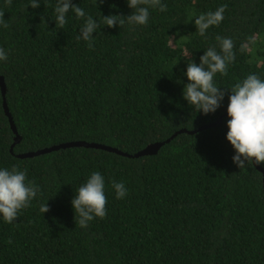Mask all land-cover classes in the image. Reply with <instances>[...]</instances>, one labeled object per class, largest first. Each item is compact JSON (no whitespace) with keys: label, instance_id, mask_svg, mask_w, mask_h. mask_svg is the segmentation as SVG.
I'll use <instances>...</instances> for the list:
<instances>
[{"label":"trees","instance_id":"trees-1","mask_svg":"<svg viewBox=\"0 0 264 264\" xmlns=\"http://www.w3.org/2000/svg\"><path fill=\"white\" fill-rule=\"evenodd\" d=\"M57 2L0 0V169L26 170L39 186L15 221L0 215V264H264V163L240 169L226 139L230 89L249 74L264 80V0H161L167 10L149 8L147 25L115 27L102 17L130 15L127 0H70L85 17L70 10L63 29ZM222 4L223 20L199 35L195 17ZM89 15L92 48L77 39ZM217 35L232 39L235 60L214 77L220 106L203 114L183 97L185 72L219 50ZM79 140L122 153L22 155ZM92 172L104 177L107 214L81 228L71 200ZM113 181L128 189L123 199Z\"/></svg>","mask_w":264,"mask_h":264},{"label":"clouds","instance_id":"clouds-1","mask_svg":"<svg viewBox=\"0 0 264 264\" xmlns=\"http://www.w3.org/2000/svg\"><path fill=\"white\" fill-rule=\"evenodd\" d=\"M102 2V0H101ZM7 6L11 0H5ZM32 8L40 4V0H30ZM133 12L126 17L121 15L103 16V24L115 27L123 26L125 22L130 25H147L149 8H158L159 11L167 10V5L161 0H127ZM226 4L220 5L214 12H207L195 17L194 23L199 35L204 36L210 26L218 25L224 18ZM73 11L77 18H84V10L70 3V0H58L55 7V24L63 29L67 23L66 14ZM4 12L0 11V24L5 28L8 24L3 19ZM99 27L92 16H87L80 29L77 39L88 41L92 48V36ZM217 46L207 48L200 57L199 64L187 63L185 75L188 83L184 85L183 97L194 106L196 111L203 114L214 112L224 98V91L214 82L217 73L227 75L228 65L235 60L234 44L231 38L216 36ZM254 43L255 41H250ZM243 51V47L241 48ZM7 53L0 48V61L7 60ZM227 104L226 139L235 150L232 161L241 169L247 162L256 164L264 163V80L256 74H249L242 82H237L230 89ZM117 199H123L128 194V189L121 182H112ZM105 181L100 172H92L86 182L82 184L74 198L71 200L74 213L78 216L81 228H86L95 217L105 218L107 197L104 192ZM39 186L35 181L26 182V170H19L13 166L11 170L0 169V215L7 223H12L18 217L21 209L27 208L30 201L37 196ZM42 213L48 212L47 204L41 205ZM9 238V243H11Z\"/></svg>","mask_w":264,"mask_h":264},{"label":"water","instance_id":"water-1","mask_svg":"<svg viewBox=\"0 0 264 264\" xmlns=\"http://www.w3.org/2000/svg\"><path fill=\"white\" fill-rule=\"evenodd\" d=\"M0 89H1L2 95H4L5 85H4L3 78L1 76H0ZM3 105H4L5 113L9 116L11 127L15 131V128H14L13 123L11 121V117H10V115L8 113L5 101L3 102ZM74 145H83V146H86V147H96V148H102V149H106V150L122 153L121 151H118L116 148L109 147V146H106V145H103V144H100V143H92V142H86V141L79 140V141H72V142H64V143H60V144H57V145H51L49 147H46V148H43V149H39V150H36V151L26 152L25 154H22V155L23 156L35 155V154L47 152V151H50V150H54V149H57V148H60V147H68V146H74ZM161 145H162V142L152 143L150 145H147L142 151H140V152H138L136 154L154 153V152H156L158 150V148ZM258 168L260 170H262L260 167H258Z\"/></svg>","mask_w":264,"mask_h":264}]
</instances>
